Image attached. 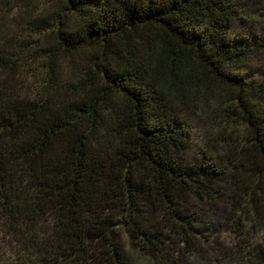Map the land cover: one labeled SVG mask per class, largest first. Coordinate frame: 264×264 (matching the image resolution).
<instances>
[{"label": "trees", "instance_id": "trees-1", "mask_svg": "<svg viewBox=\"0 0 264 264\" xmlns=\"http://www.w3.org/2000/svg\"><path fill=\"white\" fill-rule=\"evenodd\" d=\"M57 1L0 46V264H264V0Z\"/></svg>", "mask_w": 264, "mask_h": 264}, {"label": "rangeland", "instance_id": "rangeland-1", "mask_svg": "<svg viewBox=\"0 0 264 264\" xmlns=\"http://www.w3.org/2000/svg\"><path fill=\"white\" fill-rule=\"evenodd\" d=\"M62 4L57 0H0V46H11L12 50L20 51L18 62L22 64H28L31 58H38L37 52L40 51V45L38 43H32L35 29L40 24V17H49L53 11H60ZM241 27H237V31H242ZM47 44H53L50 39L46 41ZM35 44V45H34ZM37 44V45H36ZM41 61V60H39ZM257 62L264 68V54L257 57ZM33 64L31 69L27 72L30 75L32 70L36 75V78L42 77V74L38 72L39 66ZM42 62H39V65ZM250 136L249 131L242 129V134ZM221 227V226H218Z\"/></svg>", "mask_w": 264, "mask_h": 264}]
</instances>
